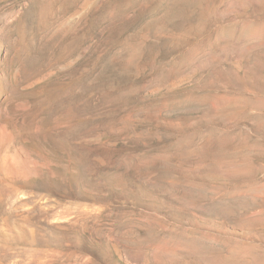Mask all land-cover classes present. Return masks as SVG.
Returning a JSON list of instances; mask_svg holds the SVG:
<instances>
[{
  "label": "rangeland",
  "instance_id": "374dc122",
  "mask_svg": "<svg viewBox=\"0 0 264 264\" xmlns=\"http://www.w3.org/2000/svg\"><path fill=\"white\" fill-rule=\"evenodd\" d=\"M0 264H264V0H0Z\"/></svg>",
  "mask_w": 264,
  "mask_h": 264
}]
</instances>
